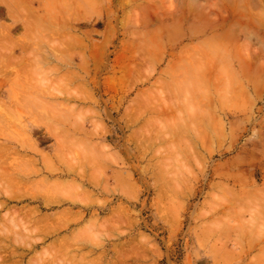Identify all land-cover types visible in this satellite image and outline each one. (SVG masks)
I'll use <instances>...</instances> for the list:
<instances>
[{
  "label": "rangeland",
  "instance_id": "rangeland-1",
  "mask_svg": "<svg viewBox=\"0 0 264 264\" xmlns=\"http://www.w3.org/2000/svg\"><path fill=\"white\" fill-rule=\"evenodd\" d=\"M11 1L0 0V57L7 52L14 58L20 59L23 55L25 58H21L23 62L14 59L5 61L6 64L2 57L0 59V103H5L0 106V115L12 121L8 124L7 119L4 121L3 116L0 117V144L19 149V143L9 140L10 136L7 137L6 133L23 142L29 134L32 141L35 139L38 149L51 153L60 138L56 146L61 143L58 145L62 146V154L58 157L61 160H56L57 152L54 158L48 159L50 163L53 160V165L46 162L55 168L48 171L38 160L40 173L27 179H35L34 184L41 181L44 184L42 188L45 185L49 188L57 182L55 185H59L62 179L65 183L61 181L60 186L64 185V188L70 183L72 186L74 182H80L86 193L76 187L78 192L73 190L72 194L74 186L67 188L72 196L77 195L73 199L79 202L73 203L68 201V193L64 192L66 189L60 191L66 194L59 192L58 196V188L54 191L57 186H52L50 188L54 190H47L50 193L53 190L55 193L51 194L63 201L60 205L53 202L51 208L42 206L38 203L39 199L31 197L9 201L0 210V225L4 228L12 220L17 222L14 228L20 227L23 222L27 224L25 218H22V224L17 220H21L23 213L30 212L25 209L31 206L36 210H33L34 214L44 216L46 213L50 216L46 224L52 228L46 225L50 229L44 231L46 236L41 232L45 227H41V223H35L37 232L34 234L23 233L26 231H21V227L15 228L18 230L16 233L23 236V241L26 236L29 242L36 243L33 251H27L22 249L27 242L20 244L22 239L18 235L19 241L16 236L13 239L9 235L14 230L10 224L8 228L12 230L6 228L10 230L6 235L12 241L2 239L1 243L5 241L3 245L8 244L9 251L7 248L0 250V256L5 255V260L0 257V264L13 260L21 261V264H28L29 261L39 264L35 258L41 260L40 263L62 264V260L69 256L75 258L63 264H264V0ZM15 2L25 4L27 10L22 4L18 7ZM11 4L17 5L18 9L12 6L18 12L13 11ZM8 6L16 15L9 11ZM10 12L16 18H12ZM66 33L71 34L70 37L74 35L71 41L75 38L81 41L82 38L85 45L81 46L83 43L78 42L80 47L72 44L71 48V42L70 46L66 43L65 48L71 49L67 50L71 56L68 58L66 54L64 59L69 62L64 60L68 62L65 64L63 50L67 48L62 49V46L69 36ZM6 34L14 41H5ZM20 37L30 40L25 43ZM59 45L62 50L57 48ZM58 52L64 53L62 58L59 56L61 59L57 57ZM93 53L97 56L101 54L98 56L100 62L93 61ZM80 54L86 58L83 62ZM98 62L100 64L95 65ZM27 64L31 71L25 67ZM205 87L209 89V93L206 91L209 98L212 96L214 101L204 96ZM199 90L204 91L203 94ZM158 92L169 106H174L173 110L167 108L166 101H162ZM29 93L32 94L29 101L38 98L48 103L40 100L41 103L33 101L27 106L25 101ZM22 99L24 103H21ZM195 101L203 103V108L198 103V110L193 104ZM49 102L59 103L62 108L54 110V104ZM5 105L9 107V110L6 109L8 112L4 110ZM190 105L195 106L197 113L190 109ZM43 116L53 129L44 126L43 122H35L43 119L40 121L47 123ZM16 126L19 129L21 126L22 133ZM24 130L27 136L23 134ZM57 132L63 137H72L69 138L72 142L74 138V145L66 142L68 138L64 141L65 137ZM16 134L19 137L15 138ZM55 136L59 138L55 140ZM20 149L21 152L24 150ZM10 159L7 158V161ZM20 160L22 158L14 160V164L27 162ZM21 165L19 163L16 167L28 170V165ZM45 176L47 182L43 179ZM1 189L3 193L4 189ZM33 189L41 188L34 185ZM41 191L35 194H43ZM50 193L44 191V194L52 196ZM8 206H21L22 210H18L15 218H8L7 214L13 211L6 210ZM54 211L57 214L60 211L58 217ZM66 220L70 223L67 224ZM89 220L91 227H88ZM28 222L33 227L34 222ZM3 226H0V231ZM51 230L57 232L53 234ZM66 235L70 238H66L65 243L70 239L72 247L74 243V248L80 244L83 248L73 249L68 256L63 255L66 254L67 244L54 239ZM71 236L77 239H71ZM141 237H144L143 243L139 240ZM136 240L143 245L136 246L140 244ZM10 249H17L18 254L15 251L16 256L10 255ZM137 252L141 256L137 257ZM53 258L57 259V263H54L56 260L51 261ZM126 259L130 262H125Z\"/></svg>",
  "mask_w": 264,
  "mask_h": 264
},
{
  "label": "bare ground",
  "instance_id": "bare-ground-1",
  "mask_svg": "<svg viewBox=\"0 0 264 264\" xmlns=\"http://www.w3.org/2000/svg\"><path fill=\"white\" fill-rule=\"evenodd\" d=\"M11 1V0H10ZM14 1V0H13ZM16 1V0H15ZM21 1V0H20ZM22 1H24V0H22ZM21 1V2H22ZM4 2V1H3ZM12 2V1H11ZM18 2V1H17ZM17 2H15V3H17ZM26 2V1H25ZM29 2V1H28ZM50 2V1H49ZM53 2H54V0H53ZM63 2H65V1H63ZM19 3V2H18ZM17 3V5H18V7H21V4H18ZM68 3V2H67ZM66 3V4H67ZM28 4V3H27ZM71 4V3H70ZM6 5V4H5ZM12 5H15V4H11L10 6H12ZM17 5H15L16 7H17ZM20 5V6H19ZM10 6H8L7 8L8 9H10L9 11H11V10H13V11H17L18 12V7H17V9H15V7L14 6H12V8L13 9H11V8H9ZM22 7H24L25 8V4H24V6H23V4H22ZM24 8H21V9H24ZM233 8V7H232ZM52 9V8H51ZM19 10H20V8H19ZM24 10H27L26 8L24 9ZM29 10V9H28ZM8 11V10H7ZM8 11V12H9ZM13 11H11L12 13H14ZM15 11V12H16ZM29 11H31V10H29ZM28 11V12H29ZM58 11V10H57ZM70 11H71V5H70ZM11 12H10V16L12 15L11 14ZM32 12V11H31ZM31 12H29L30 14H31ZM54 12V11H53ZM67 12V11H66ZM49 13V12H48ZM15 15H16V13H14ZM35 15H37L36 13H34ZM171 14V13H170ZM9 15V14H8ZM49 15H50V13H49ZM13 16V15H12ZM11 16V17H12ZM34 16V15H33ZM75 16V15H74ZM69 17V16H68ZM224 17V16H223ZM12 18H16V17H12ZM63 18V17H62ZM35 19V18H34ZM64 19V18H63ZM74 19H75V17H74ZM36 20H38V19H36ZM39 20H40V18H39ZM42 21V20H41ZM56 21H58V20H56ZM111 21V20H110ZM34 22H35V20H34ZM39 22V21H38ZM42 23V22H41ZM182 23V22H181ZM38 24V23H37ZM72 24V23H71ZM69 26H71V25H69ZM74 26V25H73ZM228 27V26H227ZM234 28V27H233ZM26 29H27V27H26ZM28 30V29H27ZM27 30H25V31H27ZM1 31V30H0ZM4 31V30H3ZM110 31V30H109ZM51 32V31H50ZM57 32V31H56ZM62 32V31H61ZM235 32V31H234ZM58 34V33H57ZM61 34V33H60ZM7 35V34H6ZM66 36H68L69 35V33H68V35H67V33L65 34ZM71 35V34H70ZM70 35L68 36V39H66L65 37L66 36H64V38L66 39V40H64L65 41V44H64V46H62V49H66V50H63L64 51V53H65V55H64V53L63 54H61L60 52H58V53H60V54H57L56 56L59 58V56L62 58L63 56H61V55H64V57H63V61L64 60H67V59H64L65 58V56H69L70 54H69V52L67 51V50H69L68 49V47H66L65 48V46H66V43H67V45L68 46H70L69 44H70V42H71V48L73 47V45H74V47L77 45V46H79L80 47V45H79V43L81 44V43H83L81 46H83V45H85V43H84V41H82L83 39L82 38H80L81 39V41H79V39H77V40H75V39H72V41H71V38L74 36H71L70 37ZM1 36V35H0ZM3 36H5V35H3ZM8 37H9V39H8V37H5V39L7 38V40H5V41H10V40H12V41H14L13 40V37H12V39H11V37H10V35L8 34L7 35ZM232 36V35H231ZM24 37V36H23ZM23 37H20V39H22ZM60 37V36H59ZM58 37V38H59ZM70 37V38H69ZM76 37H77V35H76ZM57 38V39H58ZM77 38H79V36L77 37ZM24 40L22 41V42H24L25 41V43H26V41H28V40H30V39H26V38H23ZM26 39V40H25ZM68 40V41H67ZM103 40H105V39H103ZM102 40V41H103ZM108 40V39H107ZM231 40V39H230ZM73 41H75L74 43H73ZM148 41V40H147ZM21 42V43H22ZM59 42V41H58ZM69 42V43H68ZM79 42V43H78ZM107 42V41H106ZM216 42V41H215ZM18 43H20V41H18ZM57 43V42H56ZM60 43V42H59ZM62 43V42H61ZM78 43V44H77ZM10 45H12L13 43H9ZM73 44V45H72ZM94 44V43H93ZM106 44V43H105ZM14 46H15V43L13 44ZM20 45V44H19ZM21 45H24L23 43L21 44ZM58 45V44H57ZM57 45H55V46H57ZM95 45H97V44H95ZM99 45H101L100 43H98V47L100 48L101 46H99ZM24 46H26V45H24ZM31 46V45H30ZM91 46V45H90ZM129 46V45H128ZM13 47V46H12ZM22 47V46H21ZM60 47V48H59ZM86 47H88V46H86ZM96 47V46H95ZM148 47V46H147ZM24 48V47H23ZM58 49H61V45H59L58 47H57ZM6 49V51H8L7 50V48H5ZM8 49H9V47H8ZM61 49V50H62ZM85 49V48H84ZM91 49V48H90ZM103 48L101 47V51H102V53H103V50H102ZM126 49V48H125ZM12 49H10V51H11ZM71 50V49H70ZM95 50V49H94ZM99 50V49H98ZM98 50H96V51H98ZM158 50V49H157ZM62 51V52H63ZM67 51V52H66ZM78 51H81V50H78ZM90 51V50H89ZM101 51H100V53H101ZM3 52V51H2ZM43 52V51H42ZM46 52V51H45ZM73 52V51H72ZM91 52V51H90ZM146 52V51H145ZM223 52V51H222ZM7 52H4V53H2L3 55L1 56L3 59H1V57H0V59L1 60H3L4 62L3 63H5V61H8V62H11V61H13L14 59H18L19 60V62H23V60H21V58H25V57H21L20 59L19 58H14V56L13 55H10V54H8L7 53V55H4V54H6ZM12 53V52H11ZM24 53H27V52H24ZM34 53V52H33ZM36 53H37V51H36ZM68 53V54H67ZM92 53V52H91ZM98 54V56L99 55H101V54ZM126 53V52H125ZM216 53V52H215ZM47 54V53H46ZM67 54V55H66ZM74 54V53H73ZM82 54H83V52H82ZM82 54H80V56L82 55ZM95 55V56H92V55ZM93 54H91V57H94V59H93V61H95V62H97V61H99V57L95 54V53H93ZM52 55V54H51ZM85 55V54H84ZM119 56L121 55V54H118ZM139 55V54H138ZM197 55V54H196ZM216 55V54H215ZM225 55H228V54H225ZM13 56V57H12ZM43 56V55H42ZM55 56V55H54ZM55 56V57H56ZM71 56V55H70ZM70 56L68 57V58H70ZM103 56V55H102ZM157 56V55H156ZM206 56V55H205ZM56 57V58H57ZM82 58H83V55L81 56ZM85 57V56H84ZM118 57V56H117ZM147 57V56H146ZM202 57V56H201ZM244 57V56H243ZM255 57V56H254ZM44 58V57H43ZM61 58H59V59H61ZM102 58V57H101ZM133 58V57H132ZM198 58V57H197ZM248 58V57H247ZM41 59H42V57H41ZM86 58H83L82 60H81V62H83V60H85ZM119 59H121V57L119 58ZM21 60V61H20ZM26 60V59H25ZM56 60H58V59H56ZM195 60V59H194ZM213 60V59H212ZM39 61H41V60H39ZM38 61V62H39ZM68 62H69V60H67ZM67 61H64L65 62V64H66V62ZM251 61V60H250ZM17 62V61H16ZM29 62V61H28ZM34 62V61H33ZM67 62V63H68ZM100 62V61H99ZM95 63V65H98V64H100V63ZM204 62V61H203ZM212 62V61H211ZM7 63V62H6ZM5 63V64H6ZM63 63V62H62ZM71 63V62H70ZM87 63V61H85V63L84 64H86ZM41 64H42V62H41ZM82 64V63H81ZM102 64V63H101ZM115 64V63H114ZM232 64V63H231ZM230 64V65H231ZM8 65V64H7ZM11 65V64H10ZM94 65V66H95ZM191 65V64H190ZM210 65V64H209ZM250 65V64H249ZM4 66V65H3ZM23 66V65H22ZM32 66V65H31ZM74 66V65H73ZM264 66V65H263ZM25 67H27V69L29 68V66H28V64L25 66ZM24 67V68H25ZM230 67V66H229ZM35 68V67H34ZM83 68V67H82ZM184 68V67H183ZM206 68V67H205ZM227 68V67H226ZM233 68V67H232ZM22 69V68H21ZM26 68H25V70H27ZM41 69V68H40ZM56 69V68H55ZM68 69H70V68H68ZM86 69V68H85ZM229 69V68H228ZM241 69H242V67H241ZM258 69V68H257ZM23 70V69H22ZM21 70V71H22ZM28 70H30V69H28ZM27 70V71H28ZM51 70H53V69H51ZM74 70V69H73ZM235 70V69H234ZM31 71V70H30ZM40 71V70H39ZM72 71V70H71ZM231 71V70H230ZM23 72V71H22ZM26 72V71H25ZM46 72V71H45ZM52 72V71H51ZM57 72V71H56ZM200 72V71H199ZM259 72V71H258ZM18 73H19V71H18ZM67 73V72H66ZM186 73V72H185ZM231 73V72H230ZM21 74V73H20ZM67 74H69V73H67ZM66 74V75H67ZM134 74V73H133ZM61 75V74H60ZM22 76V75H21ZM19 77H20V75H19ZM44 77V76H43ZM79 77H80V75H79ZM202 77V76H201ZM227 77V76H226ZM31 78V77H30ZM72 78V77H71ZM81 78V77H80ZM235 78V77H234ZM240 78V77H239ZM83 79V78H82ZM110 80H111V78H109ZM114 79H115V77H114ZM201 79V78H200ZM24 80V79H23ZM110 80H108V81H110ZM198 80V79H197ZM204 80V79H203ZM261 80V79H260ZM21 81V80H20ZM70 81V80H69ZM73 81V80H72ZM107 81V80H106ZM113 81V80H112ZM115 81V80H114ZM206 81V80H205ZM24 82V81H23ZM204 82V81H203ZM209 82V81H208ZM207 82V83H208ZM110 83V82H109ZM191 83V82H190ZM206 82H204V84H205ZM237 83V82H236ZM27 84V83H26ZM106 84V83H105ZM112 84L114 85V83L112 82ZM11 85V84H10ZM15 85V84H14ZM17 86H18V84H16ZM29 85V84H28ZM107 85H109V84H107ZM20 86V85H19ZM22 86V85H21ZM58 86V85H57ZM80 86V85H79ZM115 86V85H114ZM235 86V85H234ZM15 87V86H14ZM24 87V86H23ZM26 87H28L27 85H26ZM39 87V86H38ZM46 87V86H45ZM44 87V88H45ZM197 87V86H196ZM202 87V86H201ZM200 87V88H201ZM220 87V86H219ZM21 88V87H20ZM30 88V87H29ZM48 88V87H47ZM199 88V89H200ZM228 88V87H227ZM28 89V88H27ZM43 89V88H42ZM193 89V88H192ZM205 89H206V87H205ZM51 90V89H50ZM200 90H204V88H202V89H200ZM199 90V92L200 93H202V92H206V91H208V93H209V89H208V87H207V89L206 90H204V91H200ZM227 91H229V90H227ZM25 92H27L28 93V91H25ZM30 92V91H29ZM45 92V91H44ZM50 93V92H49ZM64 93V92H63ZM159 93V92H158ZM191 93V92H190ZM189 93V94H190ZM219 93V92H218ZM229 93V92H228ZM45 94V93H44ZM160 94V93H159ZM196 94V93H195ZM199 94V93H198ZM203 94V93H202ZM211 94V93H210ZM30 96V98H29V96ZM87 95V94H86ZM161 95V98H162V101H166V100H164L165 98H163V95L162 94H160ZM159 95V96H160ZM173 95V94H172ZM178 95V94H177ZM201 95V94H200ZM27 96H28V100L27 101H25V103H27L26 105L28 106L29 104H32V103H30V102H39V103H41L42 101L44 102V101H46V100H42V99H32L33 101H29L30 99H31V97H32V94H27ZM190 96V95H189ZM203 96V95H202ZM204 96H207V98H209V96H208V94H207V92L206 93H204ZM50 97H51V95H50ZM71 97V96H70ZM192 97V96H191ZM199 97V96H198ZM211 98H209V99H211V100H213V98H212V96H210ZM27 98V97H26ZM87 98V97H86ZM161 98H160V100H161ZM185 98H188V97H185ZM206 98V99H207ZM65 99H67V98H65ZM191 99V98H190ZM192 99H194L193 97H192ZM206 99H205V101H206ZM261 99V98H260ZM40 100H42V101H40ZM80 100V99H79ZM89 100V99H88ZM159 100V101H160ZM208 100V99H207ZM229 100V99H228ZM16 101V100H15ZM68 101V100H67ZM190 101H192V100H190ZM197 101H199V100H197ZM197 101H195V103H193V104H195V105H197V109L199 110L200 108H199V106L200 107H202L203 108V106H201L202 104L201 103H199L200 105L198 106V103H197ZM209 101V100H208ZM208 101H207V103H208ZM214 101V100H213ZM20 102V101H19ZM19 102H17V103H19ZM29 102V103H28ZM97 102V101H96ZM155 102H156V100H155ZM185 102H187V101H185ZM189 102V101H188ZM193 102V101H192ZM192 102H190V103H192ZM201 102H202V100H201ZM21 103H24L23 102V99H22V101H21ZM39 103H37L38 105V107H40L41 108V105L39 104ZM45 103H48L47 101L45 102ZM49 103H52V104H54L53 106V108H54V110L56 109L57 110V108H58V110L60 109V108H62V107H60V105H59V103H57V105H59V106H57L56 104H55V102H49ZM158 103V102H157ZM163 103V102H162ZM166 103H167V101H166ZM206 103V102H205ZM3 103H2V101H1V103H0V106L2 105ZM5 104V103H4ZM3 104V105H4ZM16 104V103H15ZM61 104V103H60ZM149 104V103H148ZM25 105V104H24ZM57 107H56V106ZM163 105H164V103H163ZM167 105H168V103H167ZM188 105H189V103H188ZM204 105V104H203ZM213 105H215V103L213 104ZM8 105H5V109L4 110H6V109H8V108H6ZM31 106V105H30ZM32 106H34V104L32 105ZM51 106V105H50ZM50 106H49V108H50ZM63 106H65V105H63ZM159 106H160V103H159ZM194 105H190V107H192V108H190L192 111L193 110H195L194 112H196L197 113V111H196V108H195V106L193 107ZM216 106V105H215ZM2 107H4V106H2ZM60 107V108H59ZM92 107V106H91ZM157 107H158V105H157ZM157 107H154L155 108V110L157 109ZM172 107H174V106H169L168 105V107L167 108H169V110H170V108H171V110H173V108ZM211 107V105L209 104V108ZM23 108V107H22ZM189 108V107H188ZM201 108V109H202ZM205 108V107H204ZM206 108H208V105H207V107ZM205 108V109H206ZM216 108H217V106H216ZM28 109V108H27ZM47 109V108H46ZM68 109V108H67ZM72 109V108H71ZM89 109V108H88ZM153 109V108H152ZM163 109V108H162ZM164 109H166V106L164 105ZM214 109H215V107H214ZM9 110V109H8ZM29 110V109H28ZM49 110V109H48ZM69 111H71L70 109H68ZM67 110V111H68ZM208 110V109H207ZM13 111H14V109H13ZM27 111V110H26ZM140 111V110H139ZM142 111H144V110H142ZM160 111H161V109H160ZM165 111V110H164ZM204 111V110H203ZM206 111V110H205ZM204 111V112H205ZM6 112H8L7 110H6ZM12 112V111H11ZM28 112H30V111H28ZM96 112V111H95ZM145 112V111H144ZM190 113H192L191 111H189ZM13 113V112H12ZM80 113V112H79ZM164 113V112H163ZM209 113V112H208ZM5 114V113H4ZM31 114V113H30ZM199 114H200V112H199ZM204 114H206L207 115V113H204ZM210 114V113H209ZM215 114V113H214ZM6 115V114H5ZM15 115V114H14ZM32 115H34V114H32ZM32 115H31V117H32ZM38 115H40V114H38ZM141 115V114H140ZM194 115H196L195 113H194ZM211 115V114H210ZM210 115H209V117H210ZM1 116H3V115H0V117ZM46 116V115H45ZM190 116V115H189ZM214 116H216V115H214ZM6 117V116H5ZM4 116L2 117L3 119H4V121H5V119H7V117L5 118ZM15 117L17 118V116L15 115ZM40 117H42V116H40ZM191 117H193V115L191 116ZM195 117V116H194ZM200 117H201V115H200ZM2 118H0V119H2ZM43 118H46V117H44L43 116ZM198 118V117H197ZM196 118V119H197ZM220 118V117H219ZM247 118V117H246ZM32 119V118H31ZM35 119H37V118H35ZM213 119V118H212ZM8 124H10L11 122H10V120H9V117H8ZM7 120H6V122H7ZM40 120H43V119H39V120H35V122H37L38 121V123H40V122H43L44 124H46V125H44V126H47V127H51V125H50V122H49V120L46 118V120H48L47 121V123H45L46 121H40ZM202 120V119H201ZM222 120V119H221ZM95 121V120H94ZM192 121V120H191ZM219 121V120H218ZM193 122V121H192ZM216 122V121H215ZM188 123V122H187ZM221 124H222V122H220ZM41 124V123H40ZM49 124V125H48ZM95 124V123H94ZM205 124V123H204ZM218 124H219V122H218ZM14 125H17V124H15L14 123ZM42 125V126H43ZM54 125V124H53ZM97 125V124H96ZM194 125V124H193ZM195 125H196V123H195ZM223 125V124H222ZM7 126V125H6ZM12 127H13V125H11ZM19 126V125H18ZM18 126H16L17 128H18ZM58 126V125H57ZM206 126V125H205ZM192 127V126H191ZM52 128V127H51ZM54 128V127H53ZM52 128V129H53ZM188 128V127H187ZM49 129V128H48ZM58 129V128H57ZM17 130V129H16ZM18 130H19V132L20 133H22L21 131L23 130L22 128H21V126H20V129L18 128ZM21 130V131H20ZM50 130V129H49ZM82 130V129H81ZM186 130V129H185ZM4 131V130H3ZM25 131V130H24ZM24 131H23V134H26V136H27V131H25L26 133H24ZM48 131V130H47ZM51 132H53V133H55V131L53 130H50ZM50 131H49V133H50ZM164 131V130H163ZM12 134H14V132H12V130L10 131ZM96 132V131H95ZM5 133V132H4ZM19 133V134H20ZM58 133V132H57ZM69 133V132H68ZM84 133V132H83ZM86 134H87V132H85ZM134 133V132H133ZM1 134V133H0ZM60 136H62V134L61 133H58ZM97 134V133H96ZM198 134V133H197ZM20 135H22V134H20ZM218 135V134H217ZM5 136V135H4ZM6 136L8 137V136H10V138L12 137L9 133H8V135H7V133H6ZM24 136V135H23ZM29 136V137H28ZM28 136H27V138H24V142H23V140H19V139H17L16 137H19V136H17V134H16V136H15V138L17 139V141H15L16 139H14L13 137L10 139V138H8L9 140H11V141H13V142H15L16 144H18V146H19V149H10L9 148V146L7 147V146H5L4 144H0V189L3 191V189H4V191H5V193H4V191H3V193H1L0 192V198L2 197V198H4V199H0V210H2L5 206H7V203L9 202V201H19V200H21L22 198H24V197H31L30 199H33V200H36V199H39L38 200V203H40L42 206H44V207H47V208H51L52 206H54V204H52L53 202H55V204H57V205H60V204H62V202L61 201H63V199H60L58 196H60V195H58V193L60 192V191H62L63 192V190H65L64 192H67L68 194H66V193H62V192H60V194L62 193V194H66L67 195V197L70 199V200H68V201H71V202H73V203H75L76 201H78L79 202V200H76V199H73V197L75 196V194H74V196H72V194H73V190H75L76 191V193L78 192V190H76V187H77V189H79L78 187H80L81 189H79V191L81 192H83V194H85L86 193V191L84 190V188L83 187H81L82 186V184L79 182V183H76L75 184V182L71 179L70 181H73L74 183L72 184V186L70 185V184H68V187L66 186V188H64V185H61L60 186V183H61V181H64L63 179L61 180V181H59V185H55V184H57L58 182L55 180V182H57V183H55L54 185H53V183H52V185H49V188H47L46 186L47 185H45V187L44 188H42L43 186H44V184H41V181H40V184L39 183H36V184H38V186L41 188L40 190H35V191H33L34 189H33V187H34V185H35V188H39L38 186L36 187V184H34L36 181H34L35 179H27V177L29 178V176L30 175H33V174H38V173H40V171H41V169H40V167L38 166V164H39V162H38V160H40V164L46 169V170H48V171H52L55 167H53V166H51V165H53V160H52V162L50 163L49 162V158H52L53 157V155L54 154H56L57 155V152H59L58 153V155H57V158H56V160H58L59 159V161L61 160L60 158H58L59 157V154H60V149H62V146H58V145H60V144H58L57 146H56V144L57 143H59L60 141H59V137H57V136H55L56 138H55V140L57 139V138H59L58 139V141L56 142V144H55V146H54V150L51 152V153H49V152H45V150L43 151V149L41 150L40 148L38 149V147H36L37 146V144L35 145V139H34V141H32L33 139H31L30 138V135L28 134ZM53 136V135H52ZM149 136V135H148ZM188 136V135H187ZM196 136V135H195ZM63 137V136H62ZM61 137V139H63L64 137V141H66L65 139H67V141L66 142H68L69 141V144H70V142H71V144L72 145H74L73 143H74V138H73V142L70 140L72 137H68V136H66V135H64V137L62 138ZM54 138V137H53ZM70 138V139H69ZM26 139H27V142H26ZM77 139V138H76ZM63 140H61V141H63ZM18 141H21V142H18ZM191 142H192V140H191ZM190 142V143H191ZM141 143V142H140ZM189 143V144H190ZM10 144V143H9ZM64 144V143H63ZM102 145H103V143H101ZM65 145V144H64ZM63 145V146H64ZM77 145H78V143H77ZM84 145V144H83ZM88 145V144H87ZM95 145V144H94ZM67 146H68V144H67ZM89 146V145H88ZM101 146V145H100ZM179 146V145H178ZM58 147H61V148H58ZM65 148H66V146H64ZM92 147V146H91ZM94 147V146H93ZM20 148H22V149H24L22 152L20 151L21 149ZM88 148V147H87ZM178 148V147H177ZM84 149V148H83ZM58 150V151H57ZM88 150V149H87ZM91 150V149H90ZM105 150V149H104ZM61 151H63V150H61ZM55 152V153H54ZM73 152V151H72ZM82 153V152H81ZM90 153V152H89ZM263 153V152H262ZM62 154V153H61ZM61 154H60V156H61ZM10 155H12V157H10ZM16 155V156H15ZM36 155H38V158L36 157ZM55 155V156H56ZM69 155V154H68ZM64 156V155H63ZM76 156V155H75ZM88 156V155H87ZM91 156V155H90ZM7 158H12V159H10L9 161H7ZM21 159L22 158V160H20V161H22L23 163L25 162L24 161V159L27 161L26 162V164L24 163V164H22V165H28L27 167H29L28 168V170L27 171H25V169L24 170H19L18 169V167H16V166H19V163H20V165H21V162H17V163H15V164H17V165H15L14 164V160H16V159ZM54 158V157H53ZM64 158H65V156H64ZM67 158V157H66ZM75 158V157H74ZM73 158V159H74ZM106 158V157H105ZM177 159V158H176ZM196 159V158H195ZM12 160V161H11ZM46 160H48V161H46ZM51 160V159H50ZM67 160V159H66ZM86 161V160H85ZM99 161V160H98ZM114 161V160H113ZM46 162H49V163H46ZM63 162V161H62ZM96 162H97V160H96ZM45 163V164H44ZM65 163H66V161H65ZM79 163V162H78ZM93 163V162H92ZM47 164H49V167H48V165ZM84 164V163H83ZM94 164V163H93ZM102 164V163H101ZM21 165V166H22ZM69 165H70V163H69ZM77 166V165H76ZM106 166V165H105ZM70 167H71V165H70ZM100 167H102V166H100ZM104 167V166H103ZM107 167V166H106ZM69 168V167H68ZM167 169V168H166ZM69 170V169H68ZM75 170V169H74ZM83 170V169H82ZM97 170V169H96ZM101 171V170H100ZM86 172V171H85ZM68 173H69V171H68ZM70 174V173H69ZM79 174V173H78ZM48 175V174H47ZM80 175V174H79ZM103 176V175H102ZM121 176V175H120ZM46 177V176H45ZM43 178V179H45L44 181H46L47 182V177L46 178ZM96 177H98L97 175H96ZM39 178H41V177H39ZM38 179V178H37ZM61 179V178H60ZM65 179V178H64ZM42 180V179H41ZM48 180H50V179H48ZM59 180V179H58ZM97 180V179H96ZM44 181H42V182H44ZM69 181V180H68ZM67 181V182H68ZM76 181V180H75ZM89 181V180H88ZM38 182V181H37ZM48 182H51V180L50 181H48ZM52 182H54L53 180H52ZM105 182V181H104ZM65 183V181L62 183V184H64ZM90 183L92 184V181H90ZM106 183V182H105ZM34 184V185H33ZM49 184V183H48ZM81 186H80V185ZM99 184V183H98ZM116 184V183H115ZM30 185H32V186H30ZM41 185H42V187H41ZM65 185H67V184H65ZM94 185V184H93ZM54 187V186H57V187H54L55 188V190L53 189V188H50V187ZM62 186H63V188H62ZM74 186V188H71V187H73ZM84 186V185H83ZM32 187V188H31ZM134 187V186H133ZM56 188H58L57 189V195H55V196H57V197H55V196H53L51 193H55L56 192ZM67 188H71V193H70V189H68V191H67ZM42 189H44V191L45 192H47V193H50V191H51V189H53L55 192H53V190H52V192L50 193L52 196H48V195H46V194H44V191L42 192L41 190ZM46 189V190H45ZM50 189V191H48V190ZM61 189V190H60ZM87 189V188H86ZM84 190V191H83ZM91 190V189H90ZM131 190H133V189H131ZM37 191H41V193H43V194H40V195H37V194H35V192H37ZM39 193V192H38ZM125 193V192H124ZM82 194V193H81ZM70 195L72 196L71 198H70ZM78 195H79V193H78ZM91 195H92V193H91ZM90 195V196H91ZM226 195V194H225ZM77 196V195H76ZM76 196L74 197V198H76ZM126 196V195H125ZM88 199V198H87ZM98 199V198H97ZM90 201V200H89ZM81 202V201H80ZM230 202V201H229ZM68 203V202H67ZM243 203V202H242ZM83 204V203H82ZM86 204V203H85ZM100 204V203H99ZM70 205H71V203H70ZM239 205V204H238ZM24 206V205H23ZM87 206V205H86ZM21 207V206H20ZM16 208V207H6V210H13L11 213H9V214H7L8 216H10V217H8V218H12L13 219V217L15 218V214H18V210H22V208ZM36 207V206H35ZM38 209V208H37ZM177 209V208H176ZM16 210V211H15ZM26 211L27 210H31L30 212H25V213H23V215L22 216H20L21 217V220H17L19 223H20V221H21V224H22V221H24V220H22V218H25V221H27L26 223L27 224H25L24 222H23V224L22 225H20V227H21V229H23V230H21V231H26V232H23V233H29V234H31V233H36L37 231H36V229H37V226H35V223H41V227L44 225L45 227H46V230H45V227H44V229H41V232L43 231V233L45 234V232L44 231H48L47 229H49L48 227L50 226L48 223V225L49 226H46L47 224H46V221H48L49 222V220H50V216H48V215H46V213H45V215L44 216H42V215H37L38 213H36V214H34V211H36L35 210V208L33 207V206H31V207H27V209H25ZM34 210V211H33ZM233 210V209H232ZM60 211H62V209H60ZM60 211H59V213L58 214H60ZM64 211H66L67 212V210H64ZM24 212V211H23ZM37 212H39V211H37ZM54 213H55V216H57L58 214L54 211ZM62 213H63V211H62ZM113 213V212H112ZM120 213V212H119ZM229 213V212H228ZM4 215H6L5 213H3ZM22 214V213H21ZM49 214V213H48ZM65 214V213H64ZM63 214V215H64ZM67 214V213H66ZM69 214V213H68ZM6 215V216H7ZM50 215V214H49ZM62 215V216H63ZM3 216V215H2ZM55 216H54V219H55V221H58V220H56V218H55ZM60 216V215H59ZM68 215H66V216H63V217H67ZM71 216V215H70ZM255 216V215H254ZM20 217L19 218H17V219H20ZM58 217V216H57ZM77 218H78V216H76ZM76 217L74 218V219H76ZM61 218V217H60ZM59 218V219H60ZM80 218V217H79ZM5 219H7V217L5 218ZM11 219V220H12ZM54 219H53V221H54ZM58 219V218H57ZM63 219V218H62ZM67 219V218H66ZM9 220V219H8ZM7 220V221H8ZM52 220V219H51ZM67 220H70L71 221V219L69 218V219H67ZM65 221V222H67V224L68 223H70V222H68V221ZM73 220V219H72ZM77 220V219H76ZM103 220H105V219H103ZM14 221V222H13ZM28 221H31V222H34V224H33V227H30L29 225H30V222H28ZM44 221V222H43ZM53 221H50L51 223L53 222ZM59 221H61V220H59ZM115 221V220H114ZM175 221V220H174ZM10 222V224L12 225H10L9 224V226L8 227H10L11 226V228L13 229L14 228V226L16 225V223H15V220H12V221H9ZM8 222V223H9ZM64 223V221H61V223ZM89 222H90V225L88 226V227H91V221L89 220ZM12 223H14V225L12 224ZM29 223V224H28ZM44 223V224H43ZM53 223H55V222H53ZM52 223V224H53ZM106 223V222H105ZM56 224V223H55ZM55 224H53V225H55ZM65 224V223H64ZM94 224V223H93ZM97 224V223H96ZM109 223H107V225H108ZM111 224H112V222H111ZM110 224V225H111ZM115 224H117L116 222H115ZM32 225V224H31ZM56 225H58V224H56ZM60 225V224H59ZM63 225V224H62ZM125 225V224H124ZM0 226H3L2 224L0 225ZM17 226H18V224H17ZM39 226V225H38ZM64 226V225H63ZM86 226H87V224H86ZM93 226H95V225H93ZM97 226V225H96ZM7 226L4 228V226L3 227H1L2 228V231H0V250H2V249H4V248H7L8 249V244L7 245H3L4 244V242L6 241L5 239H7V240H10L9 238H8V235H6V234H8L9 233V231L10 230H12L11 228H8ZM19 227V226H18ZM18 227H15V228H17V229H19ZM26 227H28V228H26ZM40 227V226H39ZM51 227V226H50ZM59 227V226H58ZM87 227V228H88ZM10 229V230H7V229ZM14 228V233H15V235L13 234V231L11 232L10 231V233L11 234H9L12 238H13V236H16V238H17V241H19V238H21L22 239V242H20V244L21 243H23V244H25L24 243V241L25 242H27L26 243V245H24V248H22V249H26L27 251H33L34 250V248H35V245L34 244H36V243H33L32 241L31 242H29V240L27 239L28 237H26V236H24L25 237V240L23 241V239L24 238H22V237H20L19 236V234L18 233H16L18 230H16ZM52 228V227H51ZM54 228H57V226H54ZM5 229H6V231H7V233L5 232ZM58 229V228H57ZM66 229V228H65ZM119 229V228H118ZM1 230V229H0ZM50 230V229H49ZM93 230V229H92ZM3 231L5 232L4 234H3ZM39 231V230H38ZM55 231V232H54ZM54 231H50V232H53V234L54 233H56L57 231L56 230H54ZM75 231V230H74ZM81 231V230H80ZM95 231V230H94ZM2 232V233H1ZM40 232V231H39ZM77 232V231H76ZM75 232V233H76ZM83 232V231H82ZM109 232V231H108ZM264 232V231H263ZM74 233V232H73ZM74 233V234H75ZM28 234V235H29ZM32 234V235H33ZM77 234H78V232H77ZM17 235H18V237H17ZM48 235V234H47ZM50 235V234H49ZM71 235H73V234H71ZM85 235V234H84ZM108 235V234H107ZM144 235V234H143ZM9 236V237H10ZM45 236H46V234H45ZM75 236H76V234H75ZM62 237V236H61ZM108 237V236H107ZM145 237V236H144ZM144 237L142 238H140L139 240L140 241H142V243H143V241H145L144 240ZM5 238V239H4ZM15 238V239H16ZM30 238V237H29ZM32 238V237H31ZM66 238H70V237H68V235H66V237L64 236V237H62V238H60V239H54V241H58V242H64L63 244H67V246H66V254H63V255H70V252H73V249H78V250H81L82 248H83V246L81 245H79V246H77L76 248H74L75 247V245H74V243H72L73 244V247L71 246V243L69 242V240L70 239H68V241H66L67 243H65V241L64 240H67ZM113 238V237H112ZM2 239L3 240H5L4 242H3V244L1 243V241H2ZM14 239V238H13ZM26 239H27V241H26ZM33 239V238H32ZM71 239H74L73 238V236H71ZM77 238H75L74 240H76ZM142 239V240H141ZM146 239V241H147V238H145ZM127 240V239H126ZM10 241H12V239L10 240ZM15 241V240H14ZM54 241H52V243L54 242ZM71 241V240H70ZM78 241V240H77ZM130 241V240H129ZM128 241V242H129ZM140 241L138 242V240H136V242H138V244L140 243ZM68 242H69V244H70V246H68ZM79 242V241H78ZM126 242V241H125ZM128 242H126V243H128ZM135 242V243H136ZM19 243V242H18ZM33 243V244H32ZM55 243V242H54ZM104 243V242H103ZM130 243V242H129ZM128 243V244H129ZM135 243H134V245H135ZM15 244H16V242H15ZM84 244V243H83ZM95 244V243H94ZM100 244H102V243H100ZM115 244V243H114ZM146 244H148V241H147V243ZM17 245V244H16ZM64 245V246H65ZM127 245V244H126ZM140 245H143V244H139V245H137L136 244V246H139L140 247ZM85 246V245H84ZM122 246V245H121ZM133 246V245H132ZM21 247H23V246H21ZM72 247V248H71ZM123 247L124 246H122V249H123ZM127 247V246H126ZM125 247V248H126ZM139 247H137L138 248V250L140 249ZM146 247H148V245L146 246ZM150 247V246H149ZM16 248V247H15ZM14 248V249H15ZM63 248V246L61 245L60 246V249H62ZM68 248L69 249H72V250H68ZM116 248V250H117V247H115ZM115 248H113V250L115 249ZM132 248V247H131ZM143 248H144V246H143ZM12 250L11 251V249H10V251H11V253H10V255L12 254V256H14L15 254V251L17 252V249L16 250ZM47 249V248H46ZM121 249V248H120ZM133 249H135V247L133 248ZM5 250V249H4ZM77 250V251H78ZM125 250V249H124ZM142 250V249H141ZM140 250V251H141ZM144 250V249H143ZM146 250V249H145ZM8 251H9V249H8ZM24 251V250H23ZM45 251V250H44ZM43 251V252H44ZM55 251V250H54ZM118 251V250H117ZM127 251V250H126ZM133 251V250H132ZM132 251H131V253H132ZM139 251V252H140ZM22 252V251H21ZM20 252V253H21ZM56 252V251H55ZM55 252H53V253H55ZM116 252V251H115ZM121 252H122V250H121ZM121 252H119V253H121ZM134 252H136V249H135V251ZM133 252V253H134ZM24 254H26L25 252H23ZM47 253H49V252H47ZM46 253V254H47ZM76 253V252H75ZM85 253V252H84ZM105 253V252H104ZM125 252L123 251V254H124ZM138 253V252H137ZM14 254V255H13ZM18 254V252L16 253V255ZM22 254V253H21ZM50 254V253H49ZM56 254V253H55ZM54 254V255H55ZM80 254H82V253H80ZM101 254V253H100ZM128 254L129 253H127L126 254V256H127V259H128ZM139 254V255H138ZM138 254H136L137 255V257L138 256H141L140 255V253H138ZM142 254V253H141ZM15 255V256H16ZM43 255H44V253H43ZM48 255V254H47ZM46 255V256H47ZM51 255V254H50ZM50 255H48V257L50 256ZM62 255V256H63ZM118 255V254H117ZM122 255V254H121ZM135 255V254H134ZM5 256V255H4ZM3 256V257H4ZM24 256V255H23ZM45 256V255H44ZM52 256V255H51ZM60 256V255H59ZM76 256V255H75ZM82 255H80V258L82 259V257H81ZM131 256V255H130ZM1 257V256H0ZM3 257H1L3 260H5ZM11 257V256H10ZM33 257H35V256H33ZM33 257H31V258H33ZM39 257V256H38ZM47 257V258H48ZM132 257H134V256H132ZM46 258V257H45ZM75 258V257H74ZM73 257H71V256H69L67 259H63L62 261L64 262V261H72V260H70V259H74ZM121 258V257H120ZM135 258H136V256H135ZM134 258V259H135ZM2 259H0V260H2ZM44 259V258H43ZM79 259V258H78ZM78 259H76V261H78V262H81V261H83V260H78ZM122 259V258H121ZM125 260V262L126 261H128V260ZM133 259V258H132ZM131 259V260H132ZM146 259V258H145ZM20 260V259H19ZM29 260H31L30 259V257H29ZM34 260H36V261H38V263L39 264H44V263H46L45 261L44 262H41L40 263V261L39 260H37L36 258L34 259ZM56 260V261H55ZM60 260V259H59ZM85 260V259H84ZM117 261H118V259H116ZM144 260V259H143ZM262 260V259H261ZM14 261V262H13ZM13 261H11L10 263L11 264H21V261H15V260H13ZM28 261V260H27ZM35 261V262H36ZM51 261H55L54 263H57V259L56 258H53ZM61 261V260H60ZM103 261V260H102ZM120 261V260H119ZM123 261V260H122ZM1 262V261H0ZM3 262V261H2ZM63 262H62V264H63ZM98 262V261H97ZM115 262V261H114ZM128 262H130V261H128ZM9 263V262H8ZM8 263H4V264H8ZM9 263V264H10ZM30 263V261L28 262V264ZM52 263V262H51ZM51 263H49V261H48V263H46V264H51ZM68 263V262H67ZM70 263V262H69ZM73 263V262H72ZM113 263V262H112ZM112 263H110V264H112ZM119 263H121V261L119 262ZM124 263V262H123ZM3 264V263H2ZM31 264V263H30ZM32 264H35V263H33L32 262ZM59 264H61V262L59 263ZM83 264V263H82ZM98 264H103V262H100V263H98ZM107 264V263H106ZM116 264H117V262H116ZM139 264H140V262H139ZM215 264H216V262H215Z\"/></svg>",
  "mask_w": 264,
  "mask_h": 264
}]
</instances>
